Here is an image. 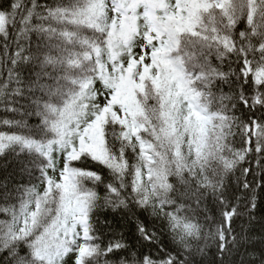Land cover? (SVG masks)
Listing matches in <instances>:
<instances>
[{
  "label": "snow or ice",
  "instance_id": "6c2138e0",
  "mask_svg": "<svg viewBox=\"0 0 264 264\" xmlns=\"http://www.w3.org/2000/svg\"><path fill=\"white\" fill-rule=\"evenodd\" d=\"M0 264H264V0H0Z\"/></svg>",
  "mask_w": 264,
  "mask_h": 264
}]
</instances>
